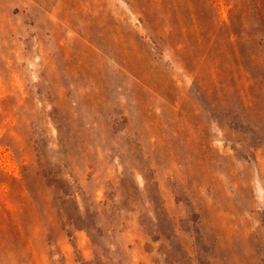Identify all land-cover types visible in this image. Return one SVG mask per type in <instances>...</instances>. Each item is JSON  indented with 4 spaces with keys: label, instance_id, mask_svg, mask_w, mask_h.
<instances>
[{
    "label": "rangeland",
    "instance_id": "obj_1",
    "mask_svg": "<svg viewBox=\"0 0 264 264\" xmlns=\"http://www.w3.org/2000/svg\"><path fill=\"white\" fill-rule=\"evenodd\" d=\"M0 264H264V0H0Z\"/></svg>",
    "mask_w": 264,
    "mask_h": 264
}]
</instances>
